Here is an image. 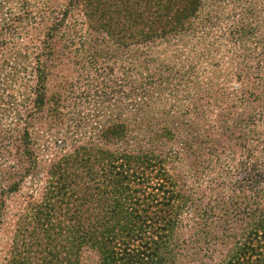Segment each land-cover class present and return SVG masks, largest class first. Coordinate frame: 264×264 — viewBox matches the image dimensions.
<instances>
[{
	"label": "trees",
	"instance_id": "trees-1",
	"mask_svg": "<svg viewBox=\"0 0 264 264\" xmlns=\"http://www.w3.org/2000/svg\"><path fill=\"white\" fill-rule=\"evenodd\" d=\"M145 1L0 0L6 264H264V0Z\"/></svg>",
	"mask_w": 264,
	"mask_h": 264
},
{
	"label": "rangeland",
	"instance_id": "rangeland-1",
	"mask_svg": "<svg viewBox=\"0 0 264 264\" xmlns=\"http://www.w3.org/2000/svg\"><path fill=\"white\" fill-rule=\"evenodd\" d=\"M58 1H61V2H65V0H58ZM149 1H152V0H146L145 2L147 3V2H149ZM152 3H153V1H152ZM152 3H149V5L150 6H152ZM156 4H159V5H163V4H161L158 0H156L155 1V4H153V6H152V9L150 10V14L149 15H152L158 8H159V6L158 5H156ZM174 7V6H173ZM85 10V9H84ZM187 54H188V52H187ZM58 135V134H57ZM59 136V135H58ZM52 144V151H50L49 153H46V154H43L42 156H43V159H44V161H48L49 159H51L52 157H51V154L52 153H57V155H61L62 154V151H59V150H56V148H55V145H54V143H51ZM69 144V143H68ZM83 144V143H82ZM86 144H89V143H84V145H86ZM222 143H219L218 145H221ZM169 146L170 147H177L178 149H181L182 147H181V145H179V144H177L176 142H174V144L173 143H171V144H169ZM208 145H205V144H203V153H205L204 155L205 156H207L206 154H208L207 153V150H208ZM54 149L56 150V151H54ZM58 149V148H57ZM68 151H69V149H68ZM183 155H184V152H183ZM191 160V159H190ZM189 160V161H190ZM186 159H185V155H184V163L186 164ZM188 161V162H189ZM187 162V163H188ZM176 167L178 168L179 167V171L182 173V174H184V172H183V169L181 168L180 169V166L176 163ZM185 170H188L187 168L185 169ZM212 174H213V172L211 173V172H209V176L211 177L212 176ZM215 174V173H214ZM27 184H26V186L24 187V189H23V194L24 193H27V192H29V190L27 189ZM10 220H11V224L14 226L15 225V222L17 221V218H10ZM14 223V224H13ZM10 225V224H9ZM10 238H11V234H9V233H7V235H6V233L5 234H3V241H2V243L0 244V250H3L2 252H0V264H6V259H8L9 260V258H10V254H9V250H10V244H8L9 243V240H10ZM81 257H82V259H85V261H86V263L87 264H98L99 262V260H98V256L96 255V254H94V253H92L90 250H85V251H83L82 253H81ZM84 261V262H85Z\"/></svg>",
	"mask_w": 264,
	"mask_h": 264
}]
</instances>
